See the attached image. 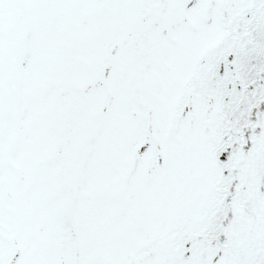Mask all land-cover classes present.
I'll list each match as a JSON object with an SVG mask.
<instances>
[{
    "label": "snow or ice",
    "instance_id": "snow-or-ice-1",
    "mask_svg": "<svg viewBox=\"0 0 264 264\" xmlns=\"http://www.w3.org/2000/svg\"><path fill=\"white\" fill-rule=\"evenodd\" d=\"M0 264H264V0H0Z\"/></svg>",
    "mask_w": 264,
    "mask_h": 264
}]
</instances>
